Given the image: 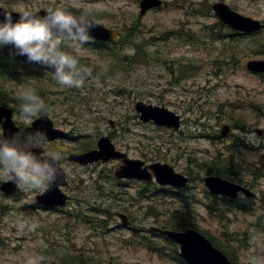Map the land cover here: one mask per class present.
I'll use <instances>...</instances> for the list:
<instances>
[{
	"label": "rangeland",
	"instance_id": "374dc122",
	"mask_svg": "<svg viewBox=\"0 0 264 264\" xmlns=\"http://www.w3.org/2000/svg\"><path fill=\"white\" fill-rule=\"evenodd\" d=\"M165 1L172 5L135 20L139 17L135 0H75L82 7L91 6L96 9L94 13L97 14L101 23L108 27L119 28L124 21H131L128 25L130 30L125 35V42L129 44H125L119 54H131L136 59H140L135 55V47L139 43L134 33L135 28L140 31L144 39L149 41V45L140 52L141 56L145 54L144 63L126 67L109 62L112 70H108L107 76H103V82L92 83L89 88L83 89L81 94L79 91L70 93L72 117L68 124L76 123L75 119L79 118L77 125L88 124L92 133H98L96 139L111 133V140L115 147L131 158H139L146 163H167L177 172L184 174V171H194L198 174L199 163H205L218 155L222 159L227 145L233 138L230 135L233 133L231 131L229 137L220 139L214 136L212 138L196 137L194 135L198 133L197 126L214 127L219 123L215 126L217 129L215 133H218L222 125H228L241 130L259 129L264 136V85L258 78L248 75L243 67L249 59L261 58L258 53L262 46L255 45L251 41L245 44V39H241L237 64L232 67L221 64V68L218 69L216 67L219 62H216V59L223 51V47L219 50L221 43L206 40L203 43L192 44L188 34L189 29L198 32L202 24H212L216 21L215 18H191L185 11L189 10L188 5H192L190 2L196 0ZM206 1L213 3L217 0ZM225 1L235 7L239 13L264 21V0ZM73 2L74 0H3V3H7L10 8L24 6L35 10L46 9V6H55L58 3L71 5ZM174 4H181L183 8L179 10ZM168 31L175 32L177 36L168 34ZM82 57L92 61L97 59L95 53L89 52L87 48L83 49ZM186 61L199 65L197 74L191 79L173 82L172 77L177 70L184 71L181 63ZM213 70H216L217 75L212 74ZM53 84L54 82L51 86ZM1 86H4L7 91L17 85L8 82L2 83ZM46 87L52 93H58L57 97L52 99L56 106L55 111L49 114L50 118L55 127L69 132L72 127L66 123L65 108L58 105V98L62 97L60 91H56L54 85L52 89ZM65 88L68 90L72 87ZM199 94L203 96V100H199L197 104L202 106L205 112L201 110L200 115L195 117L194 114L197 112H195L193 97H198ZM12 98L15 97L12 96ZM137 101L165 106L181 114L184 127L174 133L152 124L138 123L137 118L133 117L134 104ZM15 120L19 124L28 125ZM194 120L197 121L194 122ZM109 121H112V126ZM84 133L85 131L80 132L81 135ZM70 145L69 142H52L47 150H57L64 154L70 149ZM250 146L251 148L247 151H259L258 148ZM244 151L240 154L242 160L238 159V155H234L238 168L244 175L251 174L253 171L252 175L257 176L258 190L256 189V192L263 198L260 202L264 205V156L259 163L249 164L243 158ZM64 164L70 174L69 185L65 188V192L70 196V205L63 208L66 212L29 208L35 195L41 191L19 190L13 198L0 199V207L5 212L4 217L0 215V223H3L0 225V264H23L27 255L41 254L50 246L57 248L59 253L63 252L62 247H69L73 254L83 253L92 256L91 264H178L171 255H168L170 251L168 246H165L160 254H151L143 247L139 248L135 241L128 240L127 237L130 234L127 229L115 228V226L103 230L94 223L88 225L78 220L72 221V216L69 217L68 214L76 211L92 214L97 218L106 219V226L109 227L108 213L114 215L124 211L125 208L133 213L137 222L149 228L154 225L155 218L161 221L172 218L169 214L177 206V202L166 198L160 199L158 205H152L151 209H147L143 206L144 202L139 200H117L122 197L121 190L110 178L112 173L108 171L116 167L115 163H108L105 166L92 165L87 168H80L66 162ZM94 171L102 172L100 175L107 180L98 183L90 181V176H95L90 172ZM203 176L201 174L198 177ZM193 178L194 182L190 183L188 193H192L196 201H205L201 182L195 181L196 177ZM247 179L251 180L249 177ZM90 205L98 207L100 212L92 213L86 210L85 207ZM198 205L197 202L193 205L192 215L195 223L211 235H218L220 222L214 215L205 212L204 208H199ZM255 216V214H226L221 219L231 231L247 230L255 235L249 238L250 240L247 237V246L239 249L238 254H234L239 264H252V256L264 254V240L257 235L258 230L264 227L258 225L253 219ZM16 217L39 221V224L33 231H28L27 228L20 231L11 223V220ZM40 241L46 244L51 243L45 248Z\"/></svg>",
	"mask_w": 264,
	"mask_h": 264
},
{
	"label": "clouds",
	"instance_id": "9594fccd",
	"mask_svg": "<svg viewBox=\"0 0 264 264\" xmlns=\"http://www.w3.org/2000/svg\"><path fill=\"white\" fill-rule=\"evenodd\" d=\"M3 4V0H0ZM5 9L0 18V46L12 45L10 55L24 56L28 62H35L44 68V77H51L60 86L80 87L92 76V68L82 61L83 49L94 37L93 29L101 23L94 15L96 9L82 7L78 2L71 5L46 6L44 14L31 7L16 6ZM19 14L14 20L12 13ZM36 78L29 77L20 83L14 93L15 119L31 124L33 119L48 111L45 99L33 86ZM245 143L259 151L243 153L249 164H257L264 156V136L254 129L231 130ZM50 139L47 130L35 127L23 132L5 133L3 119H0V182H11L25 192L43 191L63 177L64 154L47 150ZM242 196V194H240ZM0 199H6L0 192ZM18 230L33 231L39 221L22 217L11 220ZM47 247L44 241H40ZM46 257L38 253L27 255L23 264H45ZM252 264H264V254L251 257Z\"/></svg>",
	"mask_w": 264,
	"mask_h": 264
},
{
	"label": "water",
	"instance_id": "95a60500",
	"mask_svg": "<svg viewBox=\"0 0 264 264\" xmlns=\"http://www.w3.org/2000/svg\"><path fill=\"white\" fill-rule=\"evenodd\" d=\"M145 6H158L160 1L156 0H144L142 5ZM213 10L218 16L219 20L231 28L243 31V32H254L260 30L263 25L257 21L248 17H243L233 11H231L225 4L217 3L213 5ZM5 10L0 9V18ZM40 15L44 14V11L39 12ZM14 20L18 18V13H12ZM91 35L97 39H110L114 40L117 33L112 30H107L102 26L98 25L93 29ZM13 51L12 45H7ZM19 60L26 63L43 67L35 62H28L24 56H15ZM247 68L253 72L264 71V60H252L247 63ZM136 111L139 113V119L143 122L152 121L158 126L175 127L178 126V117L167 110L164 107L146 105L143 102H138L135 105ZM0 119H4L5 133L10 135L12 132L19 131L18 127L11 120V110L0 106ZM40 127L47 130L49 139H57L62 137L64 134L61 131L54 130L52 122L47 116H41L32 122L28 128ZM97 149L89 152H84L77 155H71L68 159L78 162L82 165L96 162L101 160L106 162L108 160H121L122 165L115 171V175L118 178H136L141 180H150L152 178V172L157 182L161 185L170 184L176 187H182L186 184L187 179L179 174H176L173 169L160 163H154L149 166H145L143 161L131 160L127 158L126 154L117 151L114 145L111 143L108 137H101L97 141ZM66 174L48 188L45 193L37 197V202L42 205L49 206H62L65 203L66 197L58 189L59 185L65 184ZM205 186L210 190L212 194L223 195L229 198H235L239 190L248 194L247 190L234 185L228 181H225L219 177L209 176L204 179ZM3 189L5 192L10 193L14 190V184L9 182L4 185ZM123 219V225H127L126 218L121 216ZM170 240L179 243L181 249V256H183L189 264H230L226 257L197 230L187 229L184 232H173L163 231ZM47 264H55L47 262Z\"/></svg>",
	"mask_w": 264,
	"mask_h": 264
},
{
	"label": "trees",
	"instance_id": "16d2710c",
	"mask_svg": "<svg viewBox=\"0 0 264 264\" xmlns=\"http://www.w3.org/2000/svg\"><path fill=\"white\" fill-rule=\"evenodd\" d=\"M9 61H11L15 65L13 68L8 67ZM141 61L145 62V59H141ZM113 64L114 65L118 64L117 66H130L132 64V61L131 60H127V61L120 60L119 63L114 62ZM108 70L111 71L112 68L107 69V71ZM98 71H101V70H98ZM95 74L99 76V73H95L92 70V76H96ZM29 77L36 78V81L33 84V86L36 88L37 92L45 99L46 103L50 102V98H49L50 91H47V89L44 86V82H45L44 79H47L46 77H44V73L41 70H34L25 65L14 62L13 60H10V56H7V54L0 52V80L11 78L15 80L18 86L20 83L25 82L27 78ZM8 95L9 93H7L6 91H3L2 86H0V103H4L7 105L9 104L8 102H10V104H14V108H15V103H16L15 98L10 97V99H8L7 98ZM85 149L86 148L83 147V148H78L76 150H85ZM207 168H208L207 169L208 171L212 172L211 170H214V171H217L218 174L229 175L232 173V169L225 167V164L220 165V167L217 164H214V165L211 164V165H207ZM216 168H219V169L216 170ZM85 215L87 214L81 211H77V216H79L81 220H83ZM188 223L189 222L187 220H183L182 222L178 223L176 227L177 229H181L185 227L186 225L188 227L190 226ZM64 248H65V251L61 255L59 253H51L53 254V258L65 264H79L78 259H80V256L73 255L72 250L70 248L68 247H64ZM153 248L154 247H151V249ZM51 254L49 253L48 257H51Z\"/></svg>",
	"mask_w": 264,
	"mask_h": 264
},
{
	"label": "flooded vegetation",
	"instance_id": "af4514ba",
	"mask_svg": "<svg viewBox=\"0 0 264 264\" xmlns=\"http://www.w3.org/2000/svg\"><path fill=\"white\" fill-rule=\"evenodd\" d=\"M249 187L251 189H253V191H256V189L258 190V188H253L252 186L249 185ZM256 194H258V192H256ZM240 198H243V197H239L237 200H239ZM244 199V198H243ZM263 198L260 197L259 195L256 196V199H254L255 203L257 204H260V201L262 200ZM260 208H263L262 205H259V206H244V205H240V204H237V205H233V206H230L229 209H238V210H248V209H260Z\"/></svg>",
	"mask_w": 264,
	"mask_h": 264
}]
</instances>
